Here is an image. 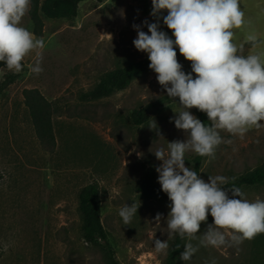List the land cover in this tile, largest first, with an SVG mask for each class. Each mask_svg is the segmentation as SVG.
Returning <instances> with one entry per match:
<instances>
[{
	"label": "rangeland",
	"instance_id": "rangeland-1",
	"mask_svg": "<svg viewBox=\"0 0 264 264\" xmlns=\"http://www.w3.org/2000/svg\"><path fill=\"white\" fill-rule=\"evenodd\" d=\"M240 5L246 23L234 30V42L244 44V55L264 51V44L252 49L245 43L252 32L264 41V0H240ZM151 10L152 0H85L74 18L42 17L40 35L34 32L29 12L23 18L22 26L45 41L43 71L36 75L30 70L34 53L26 57L23 70L0 98V264H105L101 248L86 242L81 231L78 194L92 182L99 185L103 224L119 262L164 264L168 249L157 252L154 242L167 240L169 247L175 236H169L167 227L171 201L146 199L136 186L149 168L155 170L161 186L156 167L162 161L153 152L167 151L168 142L187 138L170 122L174 110L180 111L178 98L166 99L157 74L149 70L108 97L80 99L106 71L148 56L133 44L137 38L133 24L148 32L143 22H155ZM160 24L175 39L162 20ZM175 50L183 71L191 72V62L178 47ZM11 73L0 70V82ZM31 89L53 102L54 144L34 122L27 102ZM160 100L166 103L147 122H133L134 109ZM154 122L153 130L149 126ZM220 135L223 142L215 158L204 157L198 174L205 181L217 175L230 179L264 162V128L250 129L243 139L226 131ZM195 154L185 155V164L192 170ZM241 191L249 201L264 200V185ZM134 202L138 211L125 225L119 210ZM157 213L163 215L159 223ZM212 222L209 215L198 235ZM256 251L252 239L238 246H200L190 261L181 260V264H212L213 260L215 264H251Z\"/></svg>",
	"mask_w": 264,
	"mask_h": 264
},
{
	"label": "clouds",
	"instance_id": "clouds-1",
	"mask_svg": "<svg viewBox=\"0 0 264 264\" xmlns=\"http://www.w3.org/2000/svg\"><path fill=\"white\" fill-rule=\"evenodd\" d=\"M30 4L31 0H0V62L9 71L20 73L22 62L34 53L30 70L39 75L45 41L22 26ZM150 15L155 22H143L148 32L133 24L137 31L133 44L148 54L149 68L157 74L158 83L180 105V111L173 109L176 115L170 122L184 131L186 140L168 142L167 151L160 148L153 153L162 161L156 167L158 182L171 201L169 236L178 234L189 241L180 254L186 262L200 246H238L264 233V200L249 201L240 188H225L229 180L222 175L205 181L185 164L188 152L214 159L223 142L221 131L243 139L250 129L264 128V51L244 55V44L234 42V30L246 23L240 0H152ZM161 20L175 39L161 30ZM245 43L257 49L264 41L252 32ZM177 47L191 62V72L183 71ZM193 108L206 113L211 123L193 115ZM149 127L156 129V122ZM137 211L135 202L125 204L119 216L128 225ZM209 214L213 222L198 235ZM162 219L157 213L155 221ZM193 240L198 241L196 246L190 242ZM154 246L157 252L168 249L167 240L156 239Z\"/></svg>",
	"mask_w": 264,
	"mask_h": 264
},
{
	"label": "trees",
	"instance_id": "trees-1",
	"mask_svg": "<svg viewBox=\"0 0 264 264\" xmlns=\"http://www.w3.org/2000/svg\"><path fill=\"white\" fill-rule=\"evenodd\" d=\"M84 0H31L29 15L34 23V32L42 34L44 22L42 17L50 19H71L78 15L79 3ZM104 1V0H98ZM178 59V58H177ZM25 65V60L22 62ZM148 56L129 62L124 66L116 67L103 73L93 88L80 94L83 101H95L108 97L113 93L127 88L130 83L151 70ZM0 70H8L4 62H0ZM18 74L11 73L0 82V98L7 86L13 83ZM28 103L31 114L40 134L49 138L51 143H55L53 124V102L48 101L37 89L27 91ZM169 101L172 98L166 97ZM166 102L160 100L151 103L132 112V120L136 125H140L149 120L151 114ZM51 108V114H50ZM197 117L205 124H210L206 113L193 108ZM204 157L197 154L193 157L194 171L199 174ZM225 188L238 187L240 189L251 186L264 185V162L251 170L231 177ZM140 194L150 200H169L155 180V170L149 168L141 177L136 186ZM78 210L81 215V231L84 240L101 248L105 256V264H121L116 257L115 250L109 241L108 233L104 227L101 208L100 191L96 182L89 183L81 188L78 194ZM210 215V214H209ZM186 239H181L175 235L169 244L167 256L164 264H181L180 254L184 250ZM254 248L257 250L252 258L251 264H264V233L258 234L252 239ZM179 246V247H177Z\"/></svg>",
	"mask_w": 264,
	"mask_h": 264
},
{
	"label": "crops",
	"instance_id": "crops-1",
	"mask_svg": "<svg viewBox=\"0 0 264 264\" xmlns=\"http://www.w3.org/2000/svg\"><path fill=\"white\" fill-rule=\"evenodd\" d=\"M84 1H85V0H84ZM84 1H81V2L79 3V8H80V6H81V3L84 2ZM78 12H79V10H78Z\"/></svg>",
	"mask_w": 264,
	"mask_h": 264
}]
</instances>
